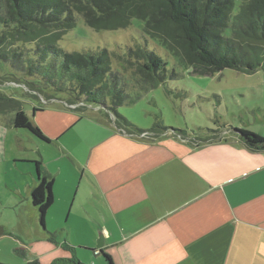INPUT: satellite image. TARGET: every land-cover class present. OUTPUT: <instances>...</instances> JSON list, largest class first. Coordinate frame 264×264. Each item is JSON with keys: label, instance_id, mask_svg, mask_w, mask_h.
Instances as JSON below:
<instances>
[{"label": "crops", "instance_id": "obj_1", "mask_svg": "<svg viewBox=\"0 0 264 264\" xmlns=\"http://www.w3.org/2000/svg\"><path fill=\"white\" fill-rule=\"evenodd\" d=\"M37 98L31 119L48 140L30 135L52 148L53 158L38 147L39 159L14 162L28 164L26 195L42 231L49 233L47 221L40 223L31 197L36 160L53 179L48 212L59 207L56 226L81 215L90 230L82 244L95 249L98 229L104 246L94 254L103 249L115 264H264V151L248 149L233 132L200 144L170 134L147 139L115 126L98 106L68 103L65 95ZM46 113L45 125L38 123Z\"/></svg>", "mask_w": 264, "mask_h": 264}, {"label": "trees", "instance_id": "obj_2", "mask_svg": "<svg viewBox=\"0 0 264 264\" xmlns=\"http://www.w3.org/2000/svg\"><path fill=\"white\" fill-rule=\"evenodd\" d=\"M79 17L91 28L100 30L125 28L134 18L143 19L146 33L194 74L214 75L226 68L247 74L264 71V0H0V61L10 63L22 77H4L5 81L25 84L44 94L64 92L70 103L109 107L105 110L120 118L118 127L131 134L148 131L160 135L168 129L161 122L145 129L118 113L117 107L135 99L128 91L126 74L114 69L113 60L117 56L125 70L135 72L141 80L138 83L146 85L144 89L158 87L176 73L169 75L167 62L141 45L130 47L125 55L107 49L63 50L59 41L77 25ZM53 57H61L62 63L58 65ZM45 85L50 87V93ZM6 102L15 105L13 127L27 129L48 140L19 101L2 92L0 113L12 109L3 105ZM231 131L248 149L264 151V137L259 133L250 129L231 128ZM206 132L213 135H207L204 141L219 138L218 130ZM34 164L39 183L31 197L44 226L54 202L53 179L42 174L40 160ZM63 246L72 255L52 264H85L74 255V246L67 242ZM99 252L107 264H115L103 249ZM27 264L40 263L32 260Z\"/></svg>", "mask_w": 264, "mask_h": 264}, {"label": "rangeland", "instance_id": "obj_3", "mask_svg": "<svg viewBox=\"0 0 264 264\" xmlns=\"http://www.w3.org/2000/svg\"><path fill=\"white\" fill-rule=\"evenodd\" d=\"M136 45L147 47L162 57L167 62L169 75L176 73L175 77L169 76L170 78L158 87L145 88V90L143 86L146 85L143 83L142 86L138 83L141 82L138 75L131 70H125L123 62L117 56L114 57V69H121L126 74L128 91L135 99L132 103L117 107L118 113L145 129L153 127L156 122L163 123L169 129L160 135L145 131L140 133V136L158 139L170 134L200 144L207 135H213L206 132L207 129L219 131L217 134L219 138L214 140L231 138L232 131L228 126L231 125L236 129H250L264 137V71L262 70L247 74L226 68L214 75L194 74L190 68L183 67L157 39L146 33L145 21L140 18H134L125 28L100 30L91 28L82 17H79L77 25L59 41V46L69 52L86 50L99 52L107 49L118 55L127 54L129 48ZM55 61L59 65L62 63V58L56 57ZM12 76L22 78L10 63L0 61V79L3 77L0 92L19 101V105L32 118L34 104H41L42 99L27 90L26 86H21L15 81H5L4 77ZM48 89L50 87L46 86L45 90ZM53 94L58 97L67 96L66 93L59 91H53ZM3 105L11 106L12 109L15 107L9 102ZM106 108L109 107H104V110ZM12 109L5 114L0 113V225L5 226L7 230V234L0 236V263L27 264L32 259L40 264H52L56 259L70 257L69 253L72 255V252L64 246L57 248L55 242L49 240L51 237L74 246V255L81 262L103 264L105 261L103 255L94 254V249L89 250L86 248L88 246L82 244L87 242L90 230L81 222V215L77 219L72 217L68 223H64L63 228H60L61 226H56L60 215L57 207L55 211L48 212L46 217V229L49 233L41 230L38 213L29 203L26 195L25 167L28 164L14 161L22 157L39 159L38 147L45 159L50 161L53 158L50 154L52 148L39 143L37 139L32 140L29 130L14 128L11 121L15 110ZM47 117L48 113L39 115L36 119L38 123L45 125L44 121ZM112 117L115 126L118 127V124H121L120 118L113 114ZM180 131L186 134H180ZM82 200L78 199L77 204L83 205ZM51 219L54 226L50 223ZM97 233L98 237L93 242L95 249L101 236L98 229ZM49 247L56 248L54 253L40 254L48 251ZM30 249L39 255L29 254ZM55 250L59 251L55 252Z\"/></svg>", "mask_w": 264, "mask_h": 264}, {"label": "water", "instance_id": "obj_4", "mask_svg": "<svg viewBox=\"0 0 264 264\" xmlns=\"http://www.w3.org/2000/svg\"><path fill=\"white\" fill-rule=\"evenodd\" d=\"M26 86V88H27V90H29V91H31V92H33V94H35V96L36 97H40V96H43L44 98L43 99H50L51 97L49 96V95H52L53 93L51 92H49L50 94H44V93H40L39 91H35L34 89H32V88H30V87H28L27 85H25V84H21V86ZM53 96H56L55 94H53ZM103 246H104V239H103V237L101 236L100 237V239L98 240V245H97V248H103Z\"/></svg>", "mask_w": 264, "mask_h": 264}]
</instances>
